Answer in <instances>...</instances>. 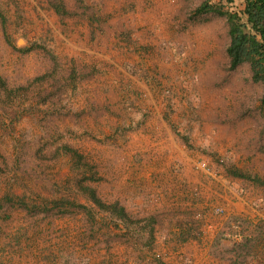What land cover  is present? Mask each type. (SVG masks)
<instances>
[{
    "label": "rangeland",
    "instance_id": "rangeland-1",
    "mask_svg": "<svg viewBox=\"0 0 264 264\" xmlns=\"http://www.w3.org/2000/svg\"><path fill=\"white\" fill-rule=\"evenodd\" d=\"M203 1L0 0V264H190L224 195L203 263L264 264V85Z\"/></svg>",
    "mask_w": 264,
    "mask_h": 264
},
{
    "label": "trees",
    "instance_id": "trees-1",
    "mask_svg": "<svg viewBox=\"0 0 264 264\" xmlns=\"http://www.w3.org/2000/svg\"><path fill=\"white\" fill-rule=\"evenodd\" d=\"M235 0H204L196 9V13L215 12L224 14L229 24L230 43L227 53L230 57V66L237 67L243 62H249L253 77L264 85V0H243L241 9H228L226 3L232 4ZM58 12L62 6L55 5ZM264 103V92L262 96ZM91 198L101 207L119 211L126 217L124 207L118 203L105 204L96 197L91 190Z\"/></svg>",
    "mask_w": 264,
    "mask_h": 264
},
{
    "label": "built area",
    "instance_id": "built-area-1",
    "mask_svg": "<svg viewBox=\"0 0 264 264\" xmlns=\"http://www.w3.org/2000/svg\"><path fill=\"white\" fill-rule=\"evenodd\" d=\"M198 167L207 172L212 177L219 179L220 175L217 171H215V169L211 168L208 162L200 161L198 163ZM224 196H222L224 199L223 202H219L217 204L209 203L208 205L204 206V210L201 213H198L199 216H204L203 218L205 221L203 226L200 228L202 233L200 238L201 244L192 253L190 264H204L202 260H208L211 258L213 254L209 253V249L205 246V244L213 242L217 235L229 238L233 240V242H237L242 239L243 228L241 223L244 219L243 215L246 214L242 215L243 219L240 218V212H235L232 208L231 201ZM253 209L255 212L250 214L249 217H258V219L264 221V212L260 213L257 208ZM196 242L199 243L198 240ZM154 257L163 261L164 264H185V262L182 260L183 255L181 254V251L156 250ZM151 263L152 262L149 264Z\"/></svg>",
    "mask_w": 264,
    "mask_h": 264
},
{
    "label": "crops",
    "instance_id": "crops-1",
    "mask_svg": "<svg viewBox=\"0 0 264 264\" xmlns=\"http://www.w3.org/2000/svg\"><path fill=\"white\" fill-rule=\"evenodd\" d=\"M149 183V182H148ZM125 209V208H124Z\"/></svg>",
    "mask_w": 264,
    "mask_h": 264
}]
</instances>
